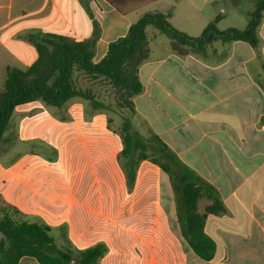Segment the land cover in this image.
I'll return each mask as SVG.
<instances>
[{"label": "crops", "instance_id": "crops-1", "mask_svg": "<svg viewBox=\"0 0 264 264\" xmlns=\"http://www.w3.org/2000/svg\"><path fill=\"white\" fill-rule=\"evenodd\" d=\"M85 2L0 0V93L9 68L26 70L38 59L29 33L82 42L97 23L99 63L147 12H171L176 29L198 38L218 16L219 30H245L258 0H148L124 12L107 0ZM148 28L150 54L139 71L144 90L134 98L132 123L145 126V133L135 129L143 138L157 135L214 190L225 209L206 218L214 258L205 261L190 248L170 176L143 160L129 178L108 110L78 98L63 106L65 115H40L41 101L15 110L1 145L0 218L48 226L62 251L103 246L99 264H264V15L256 48L216 41L187 56ZM203 194L200 214L215 204ZM18 264L41 263L23 256Z\"/></svg>", "mask_w": 264, "mask_h": 264}, {"label": "trees", "instance_id": "trees-1", "mask_svg": "<svg viewBox=\"0 0 264 264\" xmlns=\"http://www.w3.org/2000/svg\"><path fill=\"white\" fill-rule=\"evenodd\" d=\"M81 1L86 3L85 0ZM107 1L124 12L130 4L148 0ZM86 6L89 7L88 4ZM263 15L264 0H258L245 30H219L217 25L221 17L218 16L200 37L194 38L172 25L171 12H147L131 25L125 37L111 44L108 54L99 63L93 61L100 35L97 23L93 36L82 42L55 34L29 33L25 37L35 46L38 59L26 70L9 68L7 71L3 91L0 93V156L2 140L18 107L43 101L48 106L62 108L68 101L81 98L88 100L96 110H109V106L97 100L90 91L77 86L75 72L83 73L90 80H106L118 93V110L130 113L123 115L121 129V159L129 178L135 176V170L143 160H150L167 173L180 195L183 234L190 248L201 259L212 260L216 245L206 234L205 223L208 214H222L225 210L223 205L216 198L214 190L193 175L157 135L151 134L143 138L132 123L134 98L144 90L139 71L150 54L147 28L152 26L165 35L172 51L177 55L187 56L191 52H203L216 41L226 44L242 41L256 48L259 43L257 31ZM204 191L215 198V204L208 207L205 214H200L198 201L203 197ZM0 231V264H18L23 256L34 257L41 264H72L74 259L78 264H99L106 251L103 246L78 254L62 251L56 245L48 226L17 222L8 214L0 218Z\"/></svg>", "mask_w": 264, "mask_h": 264}, {"label": "rangeland", "instance_id": "rangeland-1", "mask_svg": "<svg viewBox=\"0 0 264 264\" xmlns=\"http://www.w3.org/2000/svg\"><path fill=\"white\" fill-rule=\"evenodd\" d=\"M152 30L155 31L156 29L152 26L148 28L149 34L151 33L150 31ZM5 78H6V74L3 75V79ZM75 79L77 86L80 87L81 89L90 91L93 95H95V97H97V95L103 96L105 104L109 106V110L105 111V113L109 114L108 120L111 121L110 126L116 130H119L121 133V129L124 121L123 115H130V113L127 110H124V112H120L118 110L117 103L119 97L117 91L114 90V88L106 80L103 79L90 80L81 72H75ZM78 100L80 101L82 100L84 103L90 105V102L88 100L81 98H78ZM40 103L43 105L44 108L42 111L38 109V111L41 112L40 115H65L63 107L62 108L51 107L48 106L43 101H41ZM14 115H18V114L14 113ZM134 129H137L140 132L145 133V126H143L141 123L136 122L134 124Z\"/></svg>", "mask_w": 264, "mask_h": 264}]
</instances>
